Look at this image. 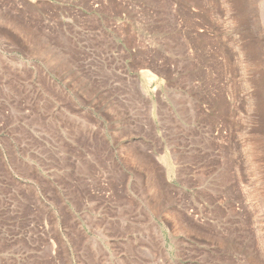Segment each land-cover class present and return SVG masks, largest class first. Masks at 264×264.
<instances>
[{"label":"rangeland","instance_id":"374dc122","mask_svg":"<svg viewBox=\"0 0 264 264\" xmlns=\"http://www.w3.org/2000/svg\"><path fill=\"white\" fill-rule=\"evenodd\" d=\"M0 264H264V0H0Z\"/></svg>","mask_w":264,"mask_h":264}]
</instances>
